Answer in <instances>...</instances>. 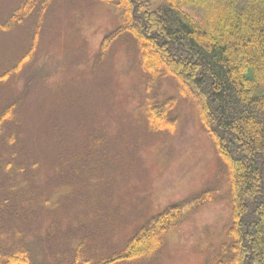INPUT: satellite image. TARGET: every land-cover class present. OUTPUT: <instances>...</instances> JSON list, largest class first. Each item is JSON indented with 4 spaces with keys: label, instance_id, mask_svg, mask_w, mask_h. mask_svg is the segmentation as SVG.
Returning <instances> with one entry per match:
<instances>
[{
    "label": "rangeland",
    "instance_id": "obj_1",
    "mask_svg": "<svg viewBox=\"0 0 264 264\" xmlns=\"http://www.w3.org/2000/svg\"><path fill=\"white\" fill-rule=\"evenodd\" d=\"M21 1L0 0V74L18 64L0 81V115L13 105L0 131L2 248L29 249L31 264H95L184 203L165 239L148 242L151 254L113 264H216L233 204L199 99L163 79L150 102L129 37L98 59L121 24L109 3L50 0L1 28ZM149 52L163 61L154 45ZM146 106L162 114L157 123Z\"/></svg>",
    "mask_w": 264,
    "mask_h": 264
},
{
    "label": "trees",
    "instance_id": "obj_2",
    "mask_svg": "<svg viewBox=\"0 0 264 264\" xmlns=\"http://www.w3.org/2000/svg\"><path fill=\"white\" fill-rule=\"evenodd\" d=\"M101 1L113 6L121 25L104 37L98 59L115 41L129 37L139 67L147 74L150 102L157 101L155 90L163 79H171L182 98L199 99L205 132L226 165L233 204L230 240L216 264H264V0ZM49 4L50 0H22L1 28L41 14ZM152 45L164 62L149 52ZM26 58H20V66ZM17 68L18 64L0 74V81ZM11 108L0 115V131L10 120ZM143 112L152 123L162 117L148 106ZM207 196L208 191L199 198ZM182 205L170 206L155 218L156 225L140 229L124 251L95 264L142 260V250L151 254L148 242L155 243L157 234L165 239V232L182 217ZM1 244L0 264L34 261L29 249L4 250Z\"/></svg>",
    "mask_w": 264,
    "mask_h": 264
}]
</instances>
